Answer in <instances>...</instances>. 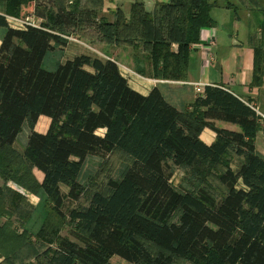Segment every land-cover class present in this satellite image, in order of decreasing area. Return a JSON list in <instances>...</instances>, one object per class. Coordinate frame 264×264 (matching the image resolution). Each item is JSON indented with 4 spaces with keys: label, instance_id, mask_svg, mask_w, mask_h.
Listing matches in <instances>:
<instances>
[{
    "label": "trees",
    "instance_id": "obj_1",
    "mask_svg": "<svg viewBox=\"0 0 264 264\" xmlns=\"http://www.w3.org/2000/svg\"><path fill=\"white\" fill-rule=\"evenodd\" d=\"M86 1L0 0V156L26 121L50 120L45 133H29L22 156L42 173L40 188L57 218L82 194L78 176L87 157L120 150L130 158L122 178L107 182L108 194L94 193L86 208L67 211L75 241L57 237L32 264H111L115 256L127 264H264V158L254 145L261 126L248 103L206 86L179 112L157 88L147 96L133 91L114 61L80 55L55 72L41 66L65 37H75L132 48L146 55L154 79L181 81L200 30L215 25L211 11L236 7L229 0H170L149 13L134 2L128 17L116 10L108 22L100 15L104 0ZM11 13L42 22L14 29ZM141 65L136 60L145 74ZM261 67L259 48L252 86L261 84ZM216 121L240 130L219 129ZM206 128L215 133L209 146L200 140ZM230 154L242 159L238 167L225 161ZM199 164L218 170L221 197L171 185L173 168Z\"/></svg>",
    "mask_w": 264,
    "mask_h": 264
},
{
    "label": "rangeland",
    "instance_id": "obj_2",
    "mask_svg": "<svg viewBox=\"0 0 264 264\" xmlns=\"http://www.w3.org/2000/svg\"><path fill=\"white\" fill-rule=\"evenodd\" d=\"M257 1L264 9V0ZM82 2L87 1L82 0ZM220 8L214 9L212 14L218 16L225 13L224 8ZM100 15L102 17V14ZM7 19L10 26L15 25L18 28L23 27L25 22L36 26L42 22L37 17L29 16L21 19L12 13L8 14ZM4 32V28H0V33L4 34ZM80 44L85 53L104 60L103 54L108 55V50L111 49L106 48V45H92L82 40ZM83 50L80 51L83 52ZM76 53V50L66 46V43L62 46H55L54 50L45 55L41 65L42 69L55 72L60 64L73 59ZM47 125L48 122L44 118L39 119L35 124L26 121L13 146L1 153L0 264H32L35 254L43 247L51 245L57 237L75 241L73 231L77 233V230L71 218L67 216V211L86 208L94 193L108 194L107 182L120 180L130 165V158L120 150L113 151L105 158L87 157L78 176L82 194L76 202H66L61 210L62 216L57 218L51 212L46 196L40 188L42 175L22 156L29 133L31 131L43 132ZM231 158H234L232 154L225 161H230L231 167H235L234 161L236 162L237 159L232 160ZM3 174L7 175L6 180L3 179ZM171 185L176 190L185 189L195 193L204 189L216 198L225 193V189L218 181V170L205 167L203 164H199L196 169L173 168ZM61 190L63 193L67 192V188L63 186ZM110 263L127 264L116 256L110 260ZM173 264L187 263L175 260Z\"/></svg>",
    "mask_w": 264,
    "mask_h": 264
},
{
    "label": "crops",
    "instance_id": "obj_3",
    "mask_svg": "<svg viewBox=\"0 0 264 264\" xmlns=\"http://www.w3.org/2000/svg\"><path fill=\"white\" fill-rule=\"evenodd\" d=\"M169 1L104 0L102 17L108 22H113V14L116 10H120L125 17H128L130 6L134 2L142 3L146 12L152 13L157 4H168ZM229 1L236 7L235 9L221 7L220 9L224 8L225 13L218 16L212 14V11L217 8L211 11V18L215 23L212 29L215 30L216 34V44L212 49L213 61L210 62L206 54L193 49L192 46H196V44L192 45L184 80L154 79L151 76L146 55L132 48L106 45V48L111 49L108 50V55H103L105 59L114 61L117 64L122 77L127 80L133 91L142 96H147L152 89L157 88L164 100L179 112L186 111L198 97L195 92V85H202L204 88L206 86L223 87L241 101L248 103L260 117L261 130L255 138L254 145L256 152L264 158V9L257 0H255L254 5L249 7L241 5L237 0ZM208 29L200 30L199 42H201L202 35H205ZM4 34L0 33V44ZM65 39L66 46L72 47L77 52L74 58L80 55L90 56L81 48L80 40L75 37H65ZM259 48L262 53L261 84L252 86L255 51ZM80 50H83V52ZM136 60L141 61V68L145 74L137 72ZM41 118L46 119L48 125L45 131H38V133H45L50 125V120L46 117H40L39 119ZM215 126L231 132H239L240 130L236 125L220 121H216ZM98 133L102 134V131ZM200 140L209 146L215 140V133L206 128L200 134ZM241 162L242 159L234 161L235 167L233 168L238 167ZM40 174L42 175V173Z\"/></svg>",
    "mask_w": 264,
    "mask_h": 264
},
{
    "label": "built area",
    "instance_id": "obj_4",
    "mask_svg": "<svg viewBox=\"0 0 264 264\" xmlns=\"http://www.w3.org/2000/svg\"><path fill=\"white\" fill-rule=\"evenodd\" d=\"M9 23V21H8ZM10 25V24H9ZM26 25H31L34 27H38L36 25H32L30 23H24L23 27L18 28L15 25L14 26H10L11 28L14 29H24ZM216 44V34H215V30L212 28H209L208 31L206 32L205 35H202L201 37V42H199V44L196 46H192L193 49L195 50H199L202 53L206 54L207 57H209V61L212 62L213 61V54H212V49L214 48ZM195 92L197 94L198 97H202L204 95V87H202V85H195Z\"/></svg>",
    "mask_w": 264,
    "mask_h": 264
}]
</instances>
